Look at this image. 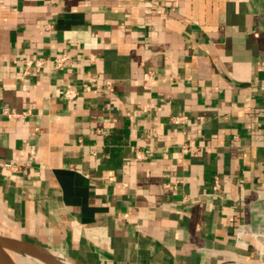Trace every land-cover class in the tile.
<instances>
[{
  "label": "crops",
  "instance_id": "obj_1",
  "mask_svg": "<svg viewBox=\"0 0 264 264\" xmlns=\"http://www.w3.org/2000/svg\"><path fill=\"white\" fill-rule=\"evenodd\" d=\"M0 235L264 264V0H0Z\"/></svg>",
  "mask_w": 264,
  "mask_h": 264
},
{
  "label": "water",
  "instance_id": "obj_2",
  "mask_svg": "<svg viewBox=\"0 0 264 264\" xmlns=\"http://www.w3.org/2000/svg\"><path fill=\"white\" fill-rule=\"evenodd\" d=\"M19 245L26 246L32 249L33 251H35L36 253L29 255L28 253L23 251L19 247ZM9 252L13 254L22 255L26 258L35 260L41 264H67L66 262L60 260L59 258L51 255L47 251L41 249L40 247L16 242L0 235V264H15Z\"/></svg>",
  "mask_w": 264,
  "mask_h": 264
},
{
  "label": "built area",
  "instance_id": "obj_3",
  "mask_svg": "<svg viewBox=\"0 0 264 264\" xmlns=\"http://www.w3.org/2000/svg\"><path fill=\"white\" fill-rule=\"evenodd\" d=\"M68 60L69 59L66 56H63V57H61L59 59H56L55 60V67L57 69L62 68L63 66H65V64L68 62ZM44 63H45V61H38V62H36V66L39 67V68H41ZM29 64H31V63H29ZM63 96H64L65 99H67L69 101H74V99L76 98V93L74 92L73 89H71L69 87V88H67V89L64 90ZM180 121H181V118L174 119V122L176 124L180 123ZM213 189H214V191H218L220 189V183H219V180L218 179H216L215 185H214Z\"/></svg>",
  "mask_w": 264,
  "mask_h": 264
},
{
  "label": "bare ground",
  "instance_id": "obj_4",
  "mask_svg": "<svg viewBox=\"0 0 264 264\" xmlns=\"http://www.w3.org/2000/svg\"><path fill=\"white\" fill-rule=\"evenodd\" d=\"M19 247L23 250V251H25L26 253H28L29 255H31V254H33V253H36L35 251H33L32 249H30V248H28V247H26V246H23V245H19ZM23 259H25V258H23ZM26 260V259H25ZM29 263H30V261H29ZM33 264V263H32ZM41 264V263H40Z\"/></svg>",
  "mask_w": 264,
  "mask_h": 264
},
{
  "label": "rangeland",
  "instance_id": "obj_5",
  "mask_svg": "<svg viewBox=\"0 0 264 264\" xmlns=\"http://www.w3.org/2000/svg\"><path fill=\"white\" fill-rule=\"evenodd\" d=\"M25 262H19L18 264H40L39 262H37V261H35V260H29V259H27V260H24ZM29 261H30V263H29Z\"/></svg>",
  "mask_w": 264,
  "mask_h": 264
}]
</instances>
